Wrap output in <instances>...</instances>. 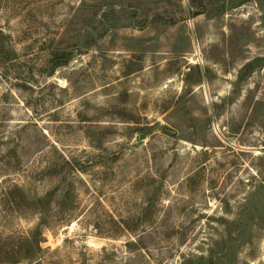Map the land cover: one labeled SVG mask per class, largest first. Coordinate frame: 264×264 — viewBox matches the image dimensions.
Returning a JSON list of instances; mask_svg holds the SVG:
<instances>
[{"label":"rangeland","instance_id":"rangeland-1","mask_svg":"<svg viewBox=\"0 0 264 264\" xmlns=\"http://www.w3.org/2000/svg\"><path fill=\"white\" fill-rule=\"evenodd\" d=\"M0 264H264V0H0Z\"/></svg>","mask_w":264,"mask_h":264}]
</instances>
